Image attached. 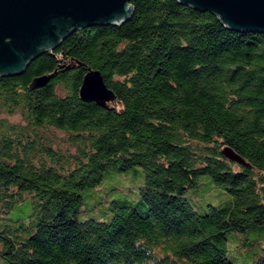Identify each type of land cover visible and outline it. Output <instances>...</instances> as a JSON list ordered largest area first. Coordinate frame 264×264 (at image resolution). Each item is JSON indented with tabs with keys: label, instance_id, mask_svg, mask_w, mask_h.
Instances as JSON below:
<instances>
[{
	"label": "trees",
	"instance_id": "1",
	"mask_svg": "<svg viewBox=\"0 0 264 264\" xmlns=\"http://www.w3.org/2000/svg\"><path fill=\"white\" fill-rule=\"evenodd\" d=\"M130 3L124 22L80 28L0 75V213L33 207L0 222L9 264H234L228 238L264 233V32L178 0ZM88 68L108 99L80 96ZM137 166L136 205L80 219L85 189ZM205 177L230 198L201 213L187 191Z\"/></svg>",
	"mask_w": 264,
	"mask_h": 264
},
{
	"label": "water",
	"instance_id": "2",
	"mask_svg": "<svg viewBox=\"0 0 264 264\" xmlns=\"http://www.w3.org/2000/svg\"><path fill=\"white\" fill-rule=\"evenodd\" d=\"M131 0H0V75L23 72L31 60L80 28L116 24L132 12ZM213 12L228 27L264 32V0H178ZM50 76L34 79L44 84ZM111 89L98 69L88 68L79 94L106 100Z\"/></svg>",
	"mask_w": 264,
	"mask_h": 264
},
{
	"label": "rangeland",
	"instance_id": "3",
	"mask_svg": "<svg viewBox=\"0 0 264 264\" xmlns=\"http://www.w3.org/2000/svg\"><path fill=\"white\" fill-rule=\"evenodd\" d=\"M10 119H18L19 116H9ZM63 137L64 134L59 132ZM146 182L145 172L142 167L137 166L128 171L108 172L101 182L83 191L84 213L80 219L94 218L96 220L110 221L112 212L108 210L112 204L136 205L140 199V187ZM187 198L193 207L201 213L208 210V205H219L230 198V195L222 188L216 186L209 178H202L196 189L187 191ZM93 206L96 208L91 209ZM32 205L29 202L21 203L14 207L9 216L0 213V222L15 220L32 212ZM235 235V234H233ZM231 235L227 240V254L234 264H255L257 259L264 254V233H247L238 239ZM257 238L260 240V247L253 244L241 243L243 238ZM258 248V249H257ZM0 264H9L0 257Z\"/></svg>",
	"mask_w": 264,
	"mask_h": 264
}]
</instances>
